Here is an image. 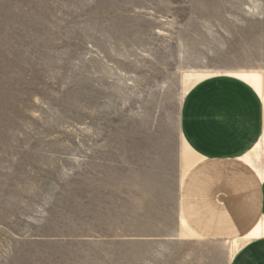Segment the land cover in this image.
<instances>
[{
	"label": "rangeland",
	"instance_id": "1",
	"mask_svg": "<svg viewBox=\"0 0 264 264\" xmlns=\"http://www.w3.org/2000/svg\"><path fill=\"white\" fill-rule=\"evenodd\" d=\"M231 72L264 0H0V264H228L180 222L179 112Z\"/></svg>",
	"mask_w": 264,
	"mask_h": 264
},
{
	"label": "crops",
	"instance_id": "2",
	"mask_svg": "<svg viewBox=\"0 0 264 264\" xmlns=\"http://www.w3.org/2000/svg\"><path fill=\"white\" fill-rule=\"evenodd\" d=\"M179 133L198 160L181 180L178 214L201 239L236 241L228 264H264V234L247 237L264 223V96L233 76L201 80L182 100Z\"/></svg>",
	"mask_w": 264,
	"mask_h": 264
},
{
	"label": "bare ground",
	"instance_id": "3",
	"mask_svg": "<svg viewBox=\"0 0 264 264\" xmlns=\"http://www.w3.org/2000/svg\"><path fill=\"white\" fill-rule=\"evenodd\" d=\"M228 76L236 77L240 80L247 82L250 86L254 88V90L260 96H264V73L258 72H231ZM192 78L186 83L185 86V94L189 91L190 87L195 85V83L204 80L206 78H210L211 76L208 74H195L191 76ZM261 146H257V150H261ZM187 154L185 155V167L183 169L182 178L185 173L197 162L198 157L194 155V153L187 147L186 145ZM251 165L255 166L257 169L261 170V163L255 157H251L250 160ZM263 171V170H262ZM180 222L183 228L187 229L190 233L194 234L185 224L184 220L180 217ZM264 234V223H259L249 234L247 237H258L259 235ZM195 235V234H194Z\"/></svg>",
	"mask_w": 264,
	"mask_h": 264
}]
</instances>
